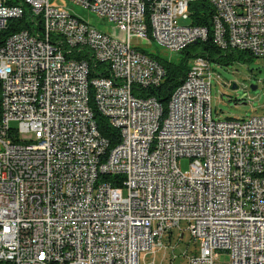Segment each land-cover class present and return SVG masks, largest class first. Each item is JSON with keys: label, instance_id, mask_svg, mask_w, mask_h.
Returning a JSON list of instances; mask_svg holds the SVG:
<instances>
[{"label": "built area", "instance_id": "obj_1", "mask_svg": "<svg viewBox=\"0 0 264 264\" xmlns=\"http://www.w3.org/2000/svg\"><path fill=\"white\" fill-rule=\"evenodd\" d=\"M57 1L0 0V33L26 14L33 28L0 45V264H139L173 252L174 228L199 243L186 264H264V115L213 117L216 63L202 56L165 110L134 95L165 77L138 45L177 54L207 39L179 24L196 0H62L119 36ZM208 1L215 45L264 58V0ZM91 103L119 132L109 151Z\"/></svg>", "mask_w": 264, "mask_h": 264}, {"label": "rangeland", "instance_id": "obj_2", "mask_svg": "<svg viewBox=\"0 0 264 264\" xmlns=\"http://www.w3.org/2000/svg\"><path fill=\"white\" fill-rule=\"evenodd\" d=\"M55 5L67 8L68 11H74L79 18H83L93 27L105 32L119 36L117 29H113V24L105 23L100 20L97 15L83 10L79 6L70 5L66 1L58 0ZM81 16V17H80ZM179 24L187 25L188 21L179 19ZM144 48L148 53H155L161 57L177 61L180 53H172L169 50L158 47L154 43L149 45H138ZM234 61L229 66L220 64L213 65L215 74L211 79L210 91V108L213 117L217 119H242L254 115H264V58H252L247 60ZM257 86L255 91H251L252 86ZM14 125V123H11ZM188 158H180L177 161V167L182 173L189 172ZM125 196L126 191L123 190ZM180 228L184 229L185 224L180 223ZM179 230L174 228L170 237L171 245L174 250L166 253L158 252L154 256H148L143 260V253L139 256V264H169V257L175 256L172 264H186L187 258L199 251V243L193 241L187 231L182 232L179 238ZM164 244H168V236L163 240ZM166 258V259H165ZM219 262H228V255H220L217 259Z\"/></svg>", "mask_w": 264, "mask_h": 264}, {"label": "trees", "instance_id": "obj_3", "mask_svg": "<svg viewBox=\"0 0 264 264\" xmlns=\"http://www.w3.org/2000/svg\"><path fill=\"white\" fill-rule=\"evenodd\" d=\"M21 0H7V5H16L20 3ZM150 4L146 3V13L150 11ZM189 17H188V26L200 27L207 30V39L205 41H197L196 43L189 45L184 49L178 58L177 61L172 59L161 57L155 53H148L152 59L157 61L165 70V77L161 85L155 88H150L144 91H138L134 93L135 96L140 97H149L155 99L165 110L167 102L170 98L172 92L183 82L186 72L188 70V62L197 57L202 56L206 57L209 61H212L216 64L222 66H229L234 61L245 60L246 56L248 61L254 56L246 51H237L232 49H221L213 42L212 33H213V21L216 17V12L214 7L210 4L208 0H196L189 5ZM39 21V17L37 19ZM32 21L29 19V14L23 15L22 17L11 20L8 22L7 27L0 33V45L5 39L12 36L13 34L22 31L28 30L32 31ZM41 24H37L38 28ZM78 58L85 59L88 62V65L91 69L92 77L103 76L109 77V72L104 70L103 73H95L94 69L103 68L104 65L98 64L95 66L93 61L90 59L89 55H80ZM255 58V57H254ZM95 66V67H94ZM93 119L95 121L96 127L99 131L101 138H103L108 143L107 151L114 148L119 143V132L113 126L110 125L107 118L101 115L95 109L94 105L91 103ZM163 110V111H164ZM165 112V111H164Z\"/></svg>", "mask_w": 264, "mask_h": 264}, {"label": "water", "instance_id": "obj_4", "mask_svg": "<svg viewBox=\"0 0 264 264\" xmlns=\"http://www.w3.org/2000/svg\"><path fill=\"white\" fill-rule=\"evenodd\" d=\"M256 89H257L256 86H252V87H251V91H255Z\"/></svg>", "mask_w": 264, "mask_h": 264}, {"label": "flooded vegetation", "instance_id": "obj_5", "mask_svg": "<svg viewBox=\"0 0 264 264\" xmlns=\"http://www.w3.org/2000/svg\"><path fill=\"white\" fill-rule=\"evenodd\" d=\"M256 86V85H255ZM257 87V86H256ZM251 90V89H250Z\"/></svg>", "mask_w": 264, "mask_h": 264}]
</instances>
